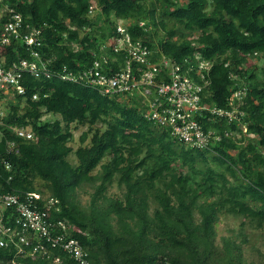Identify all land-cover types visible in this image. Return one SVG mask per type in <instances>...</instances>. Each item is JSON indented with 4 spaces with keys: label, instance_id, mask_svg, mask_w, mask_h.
<instances>
[{
    "label": "trees",
    "instance_id": "1",
    "mask_svg": "<svg viewBox=\"0 0 264 264\" xmlns=\"http://www.w3.org/2000/svg\"><path fill=\"white\" fill-rule=\"evenodd\" d=\"M2 4L21 15L20 31H38L40 60L53 75L24 72V95L0 90V193L35 191L55 199L50 215L75 225L72 236L90 264H264V250L246 233V227L264 232V0ZM6 18L0 13V28ZM120 19L131 21L127 31L133 43L149 50L148 61L163 55L180 66L211 64L204 101L242 111L230 121L208 113L198 117L205 129L221 134L220 142L210 149L186 147L146 120L134 96L120 102L55 75L62 66L77 71L90 65L97 47L119 34ZM112 56L115 63L103 64L106 71L125 64V50ZM19 59L31 56L22 39H13L0 60L8 67ZM188 75L197 78L193 69ZM237 88H243L240 99L232 98ZM46 114L52 120L43 119ZM243 124L248 134L240 131ZM82 125L87 129L73 149L71 130ZM19 128L32 138L18 136ZM71 153L75 164L68 160ZM226 217L239 219L237 226L219 235L217 226ZM54 253L61 256L58 264H74L60 250ZM13 254L1 247L0 263Z\"/></svg>",
    "mask_w": 264,
    "mask_h": 264
},
{
    "label": "built area",
    "instance_id": "2",
    "mask_svg": "<svg viewBox=\"0 0 264 264\" xmlns=\"http://www.w3.org/2000/svg\"><path fill=\"white\" fill-rule=\"evenodd\" d=\"M2 5L0 13H5L7 18L0 28V51L13 39H22L31 60L19 59L8 67L0 60V90H13L16 94L24 95L26 87L21 83L24 72L34 78H50L53 70L45 67L46 62L40 60V54L35 49L41 44L38 31L35 28H30L24 33L20 31L21 15L7 4ZM92 8L93 6H90L88 11L91 12ZM129 23L128 20L118 21L116 32L119 34L111 35L108 40L114 52L122 49L126 51L125 64L118 66L117 70L106 71L103 64H108V58L105 54H99L89 66L77 71L62 66L55 75L65 81L89 86L99 94L113 98H125L133 93L143 95L153 93L149 103L150 110L147 113L149 119L161 126L169 127L180 140L197 147H207L212 140H219L220 134L212 130L204 131L197 117L210 113L217 117H227L230 121L238 119L242 111H238L236 107L232 109L210 107L201 102V91L205 84L209 83L205 74L211 64L207 61H198L191 65L185 62L180 66L165 57H162L158 64H153L147 60L149 50L139 41L132 42L127 31ZM139 25L142 26L143 23L140 22ZM113 61L115 62V59ZM190 69L197 73V79L203 83H198L193 76L188 75ZM242 93L243 88H237L232 98L240 99ZM37 98L38 94L34 92L32 99ZM2 115L0 109V118ZM243 129L245 130V127ZM17 134L26 138L31 137V133L23 129L17 130ZM39 199L41 197L36 192H26L22 197L0 195V246L14 245L16 255L21 260L40 257L52 259L58 264L61 257L52 252V249L57 248L75 264H90L81 244L72 237L75 228L67 221L53 219L50 215L55 200ZM6 209H9V213L5 214ZM12 219L14 223L12 226L8 225L7 222H12ZM7 264L24 263L13 257Z\"/></svg>",
    "mask_w": 264,
    "mask_h": 264
},
{
    "label": "clouds",
    "instance_id": "3",
    "mask_svg": "<svg viewBox=\"0 0 264 264\" xmlns=\"http://www.w3.org/2000/svg\"><path fill=\"white\" fill-rule=\"evenodd\" d=\"M92 10H93V8H92ZM89 12V11H88ZM92 12V11H91ZM91 12H89V13H91ZM118 21H124V20H122V19H120V20H118ZM118 21H117V23H118ZM131 22V21H130ZM140 23V22H139ZM127 28H128V26H127ZM80 35H81V33H80ZM111 36V35H110ZM109 36V37H110ZM109 37H107V39L104 41V43H102V44H100L98 47H97V53H98V55L99 54H105L106 56H107V58H108V61L111 63L113 60H114V58L115 57H113L112 56V54H114V53H117V52H119V51H117V52H114L112 49H111V45H109L108 44V40H109ZM40 38V37H39ZM40 41H41V39H40ZM41 45V44H40ZM26 47V46H25ZM38 48V47H37ZM37 48H35L36 50H37ZM100 48H102V50H100ZM29 52V51H28ZM96 52H93L92 54H93V59L96 57V56H98V55H96ZM162 57H165V56H163V55H161V57H160V59L162 58ZM165 58H167V59H169L168 57H165ZM92 59V60H93ZM170 61H171V59H169ZM195 60V59H194ZM160 61V60H159ZM159 61L158 62H155V61H151V62H153V64H158L159 63ZM195 61H197V60H195ZM199 61H204V60H199ZM171 62H173V61H171ZM208 62V61H207ZM115 63V62H114ZM174 63V62H173ZM176 64H178V63H176ZM84 66H86L85 64L83 65V66H81V68H83ZM89 66V65H88ZM51 78V77H50ZM46 79V78H45ZM47 79H49V78H47ZM198 83H203L202 81H200V80H198L197 78H194ZM209 83H210V81H209ZM209 83H207V84H205V86L203 87V89H202V91H201V102L202 103H204V104H206L207 106H210V107H212V106H215V105H210V104H208V103H206L205 101H204V98H207V96H208V93H207V87H208V85H209ZM24 85V84H23ZM9 91V90H8ZM153 92V91H152ZM9 93H11V92H9ZM133 96H134V101H133V103H135V104H138V106H142L143 107V110H142V113H143V117L146 119V120H148V121H150L152 124H154L156 127H158V128H162V129H165V130H167L168 132H169V134L172 136V137H174L176 140H178L179 142H181L182 144H184L186 147H194V148H198V149H210V144H214V143H218V142H220V140H221V134L220 133H218V131H216L215 129H213V128H207V129H205L204 128V126H203V123L202 122H200L199 120H198V117H203L204 119L206 118V116H207V114H206V116H198L197 117V120L201 123V125H202V127H203V130L204 131H209V130H212V131H214V132H216V133H218V134H220V139L219 140H212L210 143H209V145L207 146V147H197V146H194V145H191V144H189V143H187V142H185V141H183V140H180L176 135H174L172 132H171V129L169 128V127H164V126H161V125H159V124H157V123H155L153 120H151V119H149L148 118V116H147V113H149V103H150V100L153 98V93H149V94H145V95H143V94H141V93H133V94H129L128 96H126L125 98H123V101H129V100H131L130 98H133ZM128 97H130V98H128ZM117 99V98H116ZM118 100V99H117ZM122 101V102H123ZM121 102V101H120ZM217 107V106H216ZM0 109L2 110V112H3V115L1 116V118L5 115V108H3L2 107V104L0 103ZM208 114H210V113H208ZM210 116H212V117H217V116H213V115H211L210 114ZM1 118H0V120H1ZM219 117H217V119H218ZM0 123H1V121H0ZM243 127H245V130L243 129ZM19 129H23V130H26V131H28V132H30L31 133V137L30 138H26V137H24V136H20V137H23V138H25V139H31L32 138V132L31 131H29L27 128H19ZM19 129H17V130H19ZM243 134H248L247 133V127H246V125H242L241 126V130H240ZM1 132V131H0ZM16 133H17V131H16ZM18 135V134H17ZM238 135V134H237ZM1 136H2V134H1ZM19 136V135H18ZM9 145H10V143H9ZM11 146V145H10ZM33 192V191H32ZM35 192V191H34ZM26 192H24V193H22V195H24ZM36 193H38L39 195H40V197H41V199H39L40 201H43V200H46V199H48V198H52V197H48L47 195H42V194H40L39 192H36ZM4 195V194H8V193H0V195ZM11 195H16V194H11ZM22 195H17V196H19V197H22ZM53 199V198H52ZM55 200V199H54ZM55 202H56V200H55ZM55 202H54V204H55ZM54 204H53V206H52V208L50 209V213H51V211H54L55 210V208H54ZM4 213L6 214V213H9V209H6L5 211H4ZM56 219H61V218H56ZM61 220H64V221H67L68 223H70L74 228H75V225L74 224H72L69 220H67V219H61ZM8 223V225H11L12 226V224L14 223V221H13V219H12V222H7ZM75 230V229H74ZM73 237V236H72ZM75 238V237H74ZM1 247H3V248H8V249H11L12 251H13V256H12V258L13 257H15L17 260H19L20 262H22V263H24V264H26V261L25 260H27L28 258H30V257H28L27 259H25V260H21V258L19 257V256H17L16 255V248H15V246L14 245H8L7 247L6 246H0V248ZM57 248H55V249H52V252H53V254H56V253H54V251L56 250ZM59 250V249H58ZM64 254V253H63ZM57 255H59L60 256V254H57ZM65 255V254H64ZM66 256V255H65ZM61 257V256H60ZM67 257V256H66ZM38 258H40V257H38ZM68 258V257H67ZM33 259V258H32ZM42 259H45V258H42ZM68 259H70V258H68ZM11 259H9L7 262H4V263H0V264H7L9 261H10ZM46 260H52V259H46ZM71 261H72V259H70ZM73 263H74V261H72ZM54 263V262H53ZM54 264H56V263H54ZM75 264V263H74Z\"/></svg>",
    "mask_w": 264,
    "mask_h": 264
},
{
    "label": "rangeland",
    "instance_id": "4",
    "mask_svg": "<svg viewBox=\"0 0 264 264\" xmlns=\"http://www.w3.org/2000/svg\"><path fill=\"white\" fill-rule=\"evenodd\" d=\"M251 60V59H249ZM247 62V64H250L252 63L251 61ZM256 60V59H255ZM254 60V61H255ZM253 61V62H254ZM262 62L261 60L259 61H256V64L257 65H260ZM246 64V66H247ZM119 101H123V98L122 97H118L117 98ZM2 104V102H1ZM2 107H3V104H2ZM53 116L50 115V114H46L43 119H50L52 120ZM87 129L86 126L82 125L80 126L79 128H76V129H72L71 130V139H70V142L69 144L71 145V147L73 149H75L78 145H79V136L80 134L85 131ZM86 143V142H85ZM68 160L72 163V164H75V157L73 155V153L69 154L68 156ZM111 191L112 190H115V188H112L110 189ZM83 200L86 199V195H83ZM239 219H233V218H230V217H226V218H223V220L218 224L217 226V230H218V234L219 235H223V234H227L228 232V228H232L234 226H237V221ZM246 233H248V238L251 242H253L255 245L258 246V248H260L261 250H264V232H259V231H256V230H251L249 229V227H246Z\"/></svg>",
    "mask_w": 264,
    "mask_h": 264
}]
</instances>
